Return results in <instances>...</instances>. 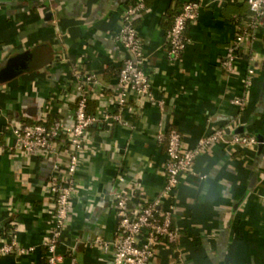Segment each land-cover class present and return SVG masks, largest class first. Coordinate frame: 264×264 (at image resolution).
I'll return each instance as SVG.
<instances>
[{
	"label": "crops",
	"instance_id": "0c3cea01",
	"mask_svg": "<svg viewBox=\"0 0 264 264\" xmlns=\"http://www.w3.org/2000/svg\"><path fill=\"white\" fill-rule=\"evenodd\" d=\"M133 1L0 0V245L16 228L25 249L0 254V264H46L45 242L54 223L52 161L11 150L10 126L37 121L49 107L52 117L73 122L77 92L61 86L77 65L100 79L89 111L104 115L128 54L115 34ZM184 1L145 0L146 10L135 20L154 99L129 91L122 113L126 123L100 121L91 127L58 246L65 264L73 258L77 264H112L117 178L124 175L121 186H135L143 200L157 198L167 164L166 143L157 136L171 128L188 147L217 129L225 131L226 141L202 150L181 177L166 201L173 206L178 239L162 243L149 264H264V145L231 142L238 133L264 136V26L227 70L223 57L239 30L237 18L251 13L249 5L203 0L197 21L188 26L182 57L171 60L166 34ZM27 52L28 68L3 79L10 59ZM250 66L255 72L247 85ZM238 96L245 98L243 107L233 103Z\"/></svg>",
	"mask_w": 264,
	"mask_h": 264
},
{
	"label": "built area",
	"instance_id": "2783aa9c",
	"mask_svg": "<svg viewBox=\"0 0 264 264\" xmlns=\"http://www.w3.org/2000/svg\"><path fill=\"white\" fill-rule=\"evenodd\" d=\"M245 1L251 10L250 20L244 22L243 29L237 31L227 47L222 60V66L227 70L234 67L243 44L253 37L259 26H264V0ZM202 6L203 0L183 2L166 34V46L171 60L182 57L188 42L185 31L191 23L197 21ZM146 8L145 0H134L125 8L121 27L115 35L128 54L123 60L117 83L111 88L110 108L106 109L102 117L89 111V103L95 98L94 91L100 79L94 72L77 65L73 68L71 78L64 80L61 86L64 90L74 86L77 92L73 122L52 117L50 113L53 109L49 107L37 121H18L10 126L9 136L13 138L9 145L11 150L19 155L40 156L52 161L49 183L54 202V223L45 242L46 264H65L63 256L58 253V246L69 224L72 199L78 187L76 173L81 155L91 141V127L100 121L126 123L122 120V113L129 91L135 97L154 99L151 79L145 66L144 44L135 25V20ZM254 72L250 66L247 85ZM233 103L243 107L245 98L235 97ZM159 104L162 106V102ZM157 137L159 142L166 143V184L157 198L146 201L137 195L135 186H121L120 183L126 182L124 175L117 178L118 188L113 194L117 227L111 240L112 264H149L162 243L177 241L179 233L173 226V206L170 203L166 207V201L171 202L181 177L190 170L197 155L215 142L226 141L223 129L203 137L195 147H188L176 128L161 130ZM231 142L241 147H254L260 143L256 135L240 133L234 134ZM11 252H25L17 242L16 228L12 229L7 241L4 240L0 245V254ZM71 264H77L75 258Z\"/></svg>",
	"mask_w": 264,
	"mask_h": 264
},
{
	"label": "water",
	"instance_id": "95a60500",
	"mask_svg": "<svg viewBox=\"0 0 264 264\" xmlns=\"http://www.w3.org/2000/svg\"><path fill=\"white\" fill-rule=\"evenodd\" d=\"M50 0H47L46 4H49ZM31 57V53L27 52L21 56L14 57L10 59L6 68L3 70L4 78L7 79L8 77L15 75L23 70H26L29 66V59ZM3 76V75H1ZM259 139V148L261 149L264 145V136L261 134L257 135Z\"/></svg>",
	"mask_w": 264,
	"mask_h": 264
},
{
	"label": "trees",
	"instance_id": "16d2710c",
	"mask_svg": "<svg viewBox=\"0 0 264 264\" xmlns=\"http://www.w3.org/2000/svg\"><path fill=\"white\" fill-rule=\"evenodd\" d=\"M250 11H251V10H250ZM178 12H179V11H177V12L174 13L173 22H174V18H175V16L178 14ZM250 16H251V13H250L249 16H246V17H244V18H241V17H238V18H237L236 23L239 25V26H238V27H239V31L243 29V27H244V21H246V20H250ZM172 25H173V23H172ZM172 25H171V27H172ZM171 27L169 28V30L171 29ZM187 29H188V27H187ZM187 29H186V31H185V37L188 39V36H187ZM169 30H168V31H169ZM120 70H121V68L119 69L117 76L119 75ZM89 104H90V103H89ZM89 110H90V109H89Z\"/></svg>",
	"mask_w": 264,
	"mask_h": 264
}]
</instances>
